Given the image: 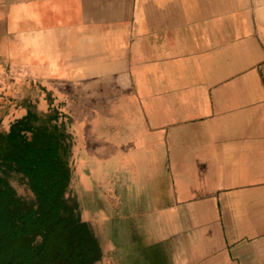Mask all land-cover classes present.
Listing matches in <instances>:
<instances>
[{
    "label": "crops",
    "instance_id": "crops-1",
    "mask_svg": "<svg viewBox=\"0 0 264 264\" xmlns=\"http://www.w3.org/2000/svg\"><path fill=\"white\" fill-rule=\"evenodd\" d=\"M18 1L13 28L0 0V75L23 78L5 131L66 132L99 264H264V0Z\"/></svg>",
    "mask_w": 264,
    "mask_h": 264
},
{
    "label": "trees",
    "instance_id": "trees-1",
    "mask_svg": "<svg viewBox=\"0 0 264 264\" xmlns=\"http://www.w3.org/2000/svg\"><path fill=\"white\" fill-rule=\"evenodd\" d=\"M21 123L6 138L23 148L8 155L0 150V167L23 173L36 201L18 195L0 173V264H96L99 242L65 200L70 170L59 144L33 146L20 134Z\"/></svg>",
    "mask_w": 264,
    "mask_h": 264
},
{
    "label": "rangeland",
    "instance_id": "rangeland-1",
    "mask_svg": "<svg viewBox=\"0 0 264 264\" xmlns=\"http://www.w3.org/2000/svg\"><path fill=\"white\" fill-rule=\"evenodd\" d=\"M8 1H16L18 3L23 2H19L18 0ZM12 75L14 77H10V79L9 77H3L0 75V150H2L4 155L19 152L23 148V142L10 141L6 138L5 129L8 126V122L11 121L12 116H15L17 112L23 110V78H20L19 74L17 73H13ZM33 120L34 122L39 121L40 126L36 127L35 131L37 132V137H34L33 140L30 141V144H32L33 146H46L53 142L58 143L59 152L62 156V159L65 162V165L68 166V144L66 132L57 125L53 126L49 124L46 116H38V120ZM0 173L7 178L18 195L24 197L31 203H34L36 201V195L32 192L28 182V178L24 176L23 173L18 172L14 169H8L5 165H1ZM65 200L69 207L68 209L71 210V208H73L74 206L71 205V202L69 204L66 194ZM69 210H65L66 215L69 213ZM99 260L96 262V264H99Z\"/></svg>",
    "mask_w": 264,
    "mask_h": 264
},
{
    "label": "bare ground",
    "instance_id": "bare-ground-1",
    "mask_svg": "<svg viewBox=\"0 0 264 264\" xmlns=\"http://www.w3.org/2000/svg\"><path fill=\"white\" fill-rule=\"evenodd\" d=\"M37 1H38V0H37ZM65 1L67 2V0H65ZM65 1H64V2H65ZM232 1H233V0H232ZM69 2H70V1H69ZM226 2H227V1H226ZM236 3H237V2H236ZM239 3H240V2H239ZM224 4H225V3H224ZM224 4L220 2V8H221V9H223V7L225 6ZM47 5H48V4H47ZM47 5H46V6H47ZM231 6H232V5H231ZM231 6H230V7H231ZM234 6H235V5H234ZM256 7H257V6H256ZM242 8H243V7H242ZM226 9H228V8H226ZM260 9H261L260 17H261V19L264 20V1L262 2V5H261V8H260ZM48 10H49V9H48ZM62 11H63V10H62ZM149 11H150V10H149ZM39 12H40V11H39ZM221 12H223V10H222ZM251 12H252V11H250V13H251ZM56 13H57V12H56ZM155 13H156V12H155ZM225 13H226V12H225ZM225 13H224V17H222L221 19H225L224 21H228V20H230V15L225 14ZM41 14H42V13H41ZM54 14H55V13H54ZM161 14H162V13H161ZM153 15H154V14H153ZM35 16H36V15H34V17H35ZM39 16H41V15H39ZM62 16H63V15H62ZM149 16H150V15H149ZM158 16H159V12H158ZM158 16H157V17H158ZM256 16H257V15H256ZM152 17H153V16H152ZM158 18H159V17H158ZM142 20H143V19H142ZM150 20H151V19H150ZM158 20H159V19H158ZM143 21H144V20H143ZM6 22H7V21H6ZM22 24H23V23H22ZM42 24H43V23H42ZM115 26H116V25H115ZM6 27H7V26H6ZM124 27H125V26H124ZM4 28H5V27H4ZM46 30L49 31L48 29H46ZM4 31H5V30H4ZM43 32H45V31H43ZM55 32H56V31H55ZM55 32H54V30H53V33H55ZM87 32H88V31H87ZM17 33H18V32H17ZM14 34H15V33H14ZM41 34H42V32H41ZM49 34H50V32H49ZM3 35H4V34H3ZM50 35H51V34H50ZM52 35H53V34H52ZM59 36H60V35H59ZM62 36H63V35H62ZM84 36L86 37V40L89 41L90 44H91L92 41H93V47H95V42H96V39L98 38L99 34H95V33L92 32V33H89V34L86 33V34H84ZM84 36H83V37H84ZM0 37H1V36H0ZM5 37H6V36H5ZM7 37H8V35H7ZM48 37H49V36H48ZM81 37H82V36H81ZM85 37H84V38H85ZM91 37H92L93 39H92ZM2 38H3V37H2ZM45 38H46V37H45ZM54 38H55V37H54ZM76 38H77V37H76ZM79 38H80V36H79ZM8 39H9V38H8ZM60 39H61V37H60ZM77 39H78V38H77ZM0 40H1V38H0ZM4 40H6V39H3V41H4ZM10 40H11V39H10ZM10 40H8V41H10ZM56 40H57V39H56ZM61 40H63V39H61ZM82 40H83V38H82ZM82 40H81V41H82ZM87 41H85V42L83 41L85 45H88V42H87ZM46 42H47V40H46ZM51 42H53V40H52ZM141 43H142V42H141ZM101 45H102V44H101ZM90 46H91V45H90ZM141 46H142V45H141ZM32 48H33V47H32ZM25 50H26V49H25ZM30 50H31V49H30ZM30 50H28V51H30ZM33 51H34V50H33ZM41 51H42V50H41ZM25 52H26V51H25ZM46 52H47V51H46ZM39 53H40V52H39ZM42 53H43V52H42ZM102 53H103V52H102ZM75 54H76V53H75ZM72 55H73V54H72ZM103 55H104V54H103ZM75 56H76V55H75ZM35 58H36V57H35ZM105 58H106V57H105ZM120 59H121V58H120ZM100 60H101V59H100ZM40 61H41V59H40ZM119 61H120V60H119ZM109 62H110V61H109ZM67 63H68V62H67ZM73 63H75V62H73ZM122 63H123V62H122ZM110 66H111V65H110ZM74 67H75V66H74ZM89 68H90V67H89ZM67 69H68V68H67ZM113 69H114V68H113ZM73 71H74V69H73ZM73 71H72V72H73ZM53 72H54V70H53ZM66 73H68V71H67ZM109 74H110V73H109ZM118 74H119V73H118ZM65 75H66V74H65ZM77 75H78V74H77ZM92 75H93V74H92ZM75 76H76V75H75ZM107 76L109 77V75H107ZM69 77H70V76H69ZM73 77H74V76H73ZM73 77H72V78H73ZM48 80H49V79H48ZM115 80H116V79H115ZM171 80H172V79H171ZM57 81H58V80H57ZM94 81H95V80H94ZM118 81H119V80H118ZM146 81H147V80H146ZM58 82H59V81H58ZM65 82H66V81H65ZM65 82H64V83H65ZM50 83H51V82H50ZM66 83H67V82H66ZM146 83H147V82H146ZM54 84H55V83H54ZM169 84H170V83H169ZM51 85H52V84H51ZM55 85H56V84H55ZM59 85H60V84H59ZM72 85H73V84H72ZM85 85H86V84H85ZM53 86H54V85H53ZM64 86H65V84H64ZM59 87H60V86H59ZM56 88H57V86H56ZM70 88H71V87H70ZM89 88H90V87H89ZM93 88H94V87H93ZM64 89H65V88H64ZM66 89H67V88H66ZM71 89H72V88H71ZM99 89H100V88H99ZM65 91H66V90H65ZM63 93H64V92H63ZM86 93H87V92H86ZM86 93H85V94H86ZM82 94H83V93H82ZM65 96H66V95H65ZM91 96H92V95H91ZM100 96H102V95H100ZM58 97H59V96H58ZM91 98H92V97H91ZM104 98H105V97H104ZM63 99H64V98H63ZM105 99H106V98H105ZM58 100H59V99H58ZM94 100H96V99H94ZM100 100H101V99H100ZM83 101H84V100H83ZM96 101H97V100H96ZM81 105H83V103H82ZM83 108H84V106H83ZM90 128H91V127H90ZM93 133H94V132H93ZM100 134H101V133H100ZM94 139H95V138H94ZM96 140H97V139H96ZM98 142H99V141H98ZM101 148H102V147H101ZM100 150H101V149H100ZM100 150H99V151H100ZM100 152H101V151H100ZM101 153H102V152H101ZM111 156H112V154H111ZM92 157H93V156H92ZM115 157H116V156H115ZM88 158H89V157H88ZM93 158H94V157H93ZM115 159H116V158H115ZM91 161H92V160H91ZM91 161H90V162H91ZM105 161H106V160H105ZM109 162H110V161H109ZM86 163H87V162H86ZM96 163H97V162H96ZM100 163H101V162H100ZM108 165H109V164H108ZM101 166H102V163H101ZM106 166H107V165H106ZM107 167H108V166H107ZM118 167H119V165H118ZM74 168H75V167H74ZM103 168H104V167H103ZM105 170H106V169H105ZM105 170H104V171H105ZM103 173H104V172H103ZM92 174H93V173H92ZM126 174H127V173H126ZM126 178H127V176H126ZM90 179H91V178H90ZM77 180H78V179H77ZM130 182H131V181H130ZM79 183H80V182H79ZM134 184H135V183H134ZM80 185H81V184H80ZM126 185H127V184H126ZM75 186H76V185H75ZM92 186H93V185H92ZM77 188H78V187H77ZM94 188H95V187H94ZM92 189H93V188H92ZM127 189H128V188H127ZM78 190H79V189H78ZM85 190H86V189H85ZM129 190H130V189H129ZM73 191H74V190H73ZM79 191H80V190H79ZM79 191H78V193H80ZM88 191H89V189H88ZM86 192H87V190H86ZM127 192H128V191H127ZM88 193H89V192H88ZM89 194H90V193H89ZM69 195H70V193H69ZM78 195H79V194H78ZM90 196H91V195H90ZM70 197H71V196H70ZM76 197H78V196H76ZM101 208H102V207H101ZM103 208H104V207H103ZM97 211H98V209H97ZM95 212H96V211H95ZM98 212H99V211H98ZM98 212H96V213H98ZM82 214H83V213H82ZM88 214H89V213H88ZM95 215H96V214H95ZM101 215H102V214H101ZM83 216H84V215H83ZM96 217H97V216H96ZM101 218H102V217H101ZM95 219H96V218H95ZM96 220H97V219H96ZM99 220H100V219H99ZM99 220H98V221H99ZM118 225H119V224H118ZM95 232H96V231H95Z\"/></svg>",
    "mask_w": 264,
    "mask_h": 264
},
{
    "label": "clouds",
    "instance_id": "clouds-1",
    "mask_svg": "<svg viewBox=\"0 0 264 264\" xmlns=\"http://www.w3.org/2000/svg\"><path fill=\"white\" fill-rule=\"evenodd\" d=\"M31 7H33V6L30 4H27V3H23V2L16 3V4H13L11 6L9 14H10L11 19H12L13 28L15 27V25L18 21L25 19L24 16L20 15V13L21 12H27L28 9H30Z\"/></svg>",
    "mask_w": 264,
    "mask_h": 264
}]
</instances>
